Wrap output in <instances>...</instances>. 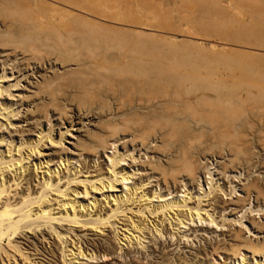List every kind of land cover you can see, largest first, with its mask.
I'll use <instances>...</instances> for the list:
<instances>
[{"label":"bare ground","instance_id":"1","mask_svg":"<svg viewBox=\"0 0 264 264\" xmlns=\"http://www.w3.org/2000/svg\"><path fill=\"white\" fill-rule=\"evenodd\" d=\"M13 1L33 16L0 20V264H111L194 235L214 243L158 264H264V66L230 65L264 61L263 0L220 5L227 30L203 19L208 48L162 50L159 27L94 0ZM39 234L51 251L21 242Z\"/></svg>","mask_w":264,"mask_h":264},{"label":"rangeland","instance_id":"2","mask_svg":"<svg viewBox=\"0 0 264 264\" xmlns=\"http://www.w3.org/2000/svg\"><path fill=\"white\" fill-rule=\"evenodd\" d=\"M12 1V2H11ZM9 0V1H7V2H9L10 4L11 3H13V5L16 3L15 1H13V0ZM90 1V0H89ZM100 0H98V3L96 2V0H94V1H92V3H95V4H99V6H103L101 9H100V11H101V13L102 12H104L102 15L104 16V18L105 19H109L110 17V21L111 22H113L115 19L118 21H115L117 24H122V25H124L123 24V22L125 23V22H127L128 21V23L129 24H131L129 21H131L132 22V20L134 21V22H137L138 20V22H137V24H140L141 23V21L143 22L144 21V23H146L147 25L149 24H151L150 26H152V25H154V26H152V27H154V29H157L156 27H159V28H161L162 30L161 31H163V32H161V31H159V28H158V32H160V33H156L155 35L156 36H153L152 38H154L153 40H152V38H151V42L154 44V43H156L155 44V48H157V50H162L161 49V47L163 48V47H165L166 46V48L165 49H167L168 47H170L171 46V44H170V41L171 40H169L171 37L172 38H176V39H178L177 41H180V40H185V41H187V40H190V41H193V42H196L195 41V37H197L198 36V38L199 39H203V40H206L207 38V32L205 31V27H204V25H202L203 24V19H205V21L207 20H209L208 21V23L209 24H213V25H216L218 28H224L225 30H227L229 27H228V24H229V26H230V23H231V20L232 19H234V18H230V16H229V14H227L226 12H224L223 14L224 15H222V13H221V15L222 16H224V19L222 18V16L220 15V12H223V11H221V10H219L220 8L219 7H221L222 5H228V3H230L232 0H101L102 1V3H101V1L99 2ZM202 1V2H201ZM213 1V2H212ZM214 1L216 2V3H214ZM250 1V3L253 5V2H254V5L253 6H256L258 3H260L261 2V0H249ZM256 1V2H255ZM260 1V2H259ZM2 2H3V4H2ZM4 2H6V0H1L0 1V5H1V8L3 7V5H5V7H6V5H9V3L7 4V2L6 3H4ZM91 2V1H90ZM204 2H205V4H204ZM220 2V3H219ZM264 2V0L262 1V3ZM221 3H223V4H221ZM182 4V5H181ZM194 4V5H193ZM195 4H197V5H195ZM202 4V5H201ZM204 4V5H203ZM207 4V5H206ZM209 4V5H208ZM12 5V6H13ZM106 5V6H105ZM144 5V6H143ZM179 5V6H178ZM186 5H188V6H186ZM214 5V6H213ZM221 5V6H220ZM11 6V5H10ZM9 6V7H10ZM16 6H19V7H16ZM108 6V7H107ZM182 7V9H181V7ZM200 6H204V7H200ZM5 7H3L4 9H5ZM9 7H6L7 9L9 8ZM106 7H107V11L105 10L106 9ZM148 7V8H147ZM189 7H190V9H189ZM216 7V8H215ZM218 7V8H217ZM0 8V20H4V18H5V20H7L6 18H10V20L11 19H13V21L15 20H17V19H24V18H26L27 16L29 17V18H27V19H31L32 18V14L29 12V14H28V12L26 11H24L25 13H23L22 14V12L20 11V13H18L17 11H15V9L16 8H20V9H23L20 5H14V9L12 8V7H10V8H12L14 11H15V13H14V15H15V17H14V15L12 14L13 13V10L11 9V11H10V9H8V10H6V12H7V14H9V15H6V16H9V17H6L5 15H4V13L3 12H5V10L4 11H1L2 9ZM115 8V9H114ZM166 8V9H165ZM206 10H205V9ZM18 9H16V10H18ZM19 9V10H20ZM104 9V11H102ZM165 9V10H164ZM184 9V10H183ZM186 9V10H185ZM203 9H204V11H203ZM209 9V10H208ZM214 9V10H213ZM18 10V11H19ZM105 11H106V13H105ZM116 11V12H115ZM187 11V12H186ZM205 11H208V12H205ZM217 11H218V13H217ZM3 14H2V13ZM5 12V13H6ZM10 12V13H9ZM108 12V13H107ZM111 14H110V13ZM146 12V13H145ZM202 12V13H201ZM204 12L206 13V14H204ZM210 12V13H209ZM19 15H18V14ZM1 14H2V16H1ZM107 14V15H106ZM11 15H13L12 16V18H11ZM20 15H21V17H20ZM24 15V16H23ZM26 15V16H25ZM113 15V16H112ZM202 15V16H201ZM226 15V16H225ZM232 15V14H231ZM105 16H107V17H105ZM14 17V18H13ZM19 17V18H18ZM35 17V16H34ZM33 17V19H35ZM141 17V18H140ZM208 17V18H207ZM225 17H226V19H225ZM232 17V16H231ZM233 17H234V15H233ZM16 18V19H15ZM124 20H123V19ZM140 18V19H139ZM143 18V19H142ZM149 18V19H148ZM37 19V18H36ZM112 19H114V20H112ZM210 19L212 20V21H210ZM213 19L215 20V22L213 21ZM221 19V20H220ZM9 19H8V21H10ZM125 20H127V21H125ZM169 20V21H168ZM199 20H201V21H199ZM12 21V20H11ZM18 21V20H17ZM150 21V22H149ZM216 21L218 22V23H216ZM226 21V22H225ZM230 21V22H229ZM233 21V20H232ZM122 22V23H121ZM201 24H200V23ZM213 22V23H212ZM133 23V22H132ZM143 23V24H144ZM220 23L222 24V25H225V26H221L220 25ZM137 24H135V23H133V25H136V26H139V25H137ZM142 24V23H141ZM140 24V25H141ZM168 24H169V26H168ZM173 24V25H172ZM218 24V25H217ZM226 24H227V26H226ZM125 25H127V24H125ZM160 25V26H159ZM198 25V26H197ZM162 27H164V29L162 28ZM166 27H168V28H166ZM201 27H203V28H201ZM165 28H166V30H168V32H165L166 30H165ZM223 29V30H224ZM182 31V32H181ZM172 32V33H171ZM174 32V33H173ZM177 32V33H176ZM170 33H171V35H170ZM203 33H205V34H203ZM161 34V35H160ZM176 34V35H175ZM184 34H185V36H184ZM187 34H189V35H187ZM195 34H196V36H195ZM198 34V35H197ZM173 35V36H172ZM178 35V36H177ZM193 35L195 36V37H193ZM205 35V36H204ZM162 38H161V37ZM187 36V37H186ZM201 36V37H200ZM205 38H204V37ZM208 36H209V34H208ZM156 37H157V39H156ZM169 37V38H168ZM193 37V38H192ZM203 37V38H202ZM166 38V39H165ZM168 38V39H167ZM195 38V39H194ZM162 41H161V40ZM165 39V40H164ZM255 39L256 38H253L252 40L253 41H255ZM169 41V42H168ZM209 41V40H208ZM161 42V43H160ZM163 42V43H162ZM165 42V43H164ZM205 42V43H204ZM203 43L206 45V47L208 48V45H209V42H207V40L206 41H204ZM166 43H169V44H166ZM158 44H159V46H158ZM166 44V45H165ZM165 45V46H164ZM185 45V46H184ZM157 46V47H156ZM168 46V47H167ZM172 47V46H171ZM170 47V48H171ZM182 47H184V48H182ZM191 48L192 49V47H193V45L190 47L189 45L187 46L186 44H185V42L184 41H182V45L181 44H179L178 46H176V48H178V49H184V51L186 50V48ZM169 49V48H168ZM189 49H187L185 52H189L190 50ZM196 48H194V50H195ZM164 50V49H163ZM194 50L192 49V51H190V52H194ZM236 51L238 50V51H243L241 48H240V46H237L236 47V49H235ZM196 51V50H195ZM252 52V51H251ZM186 54V53H185ZM189 54V53H188ZM188 54H186L185 55V58H186V56H188ZM206 55H208V54H206ZM205 55V56H206ZM236 56V55H235ZM235 56H233V58H235ZM241 55L239 54V56L237 55L236 56V58H238V61H237V59L235 58V64H234V61L230 64L232 67H234V68H236V67H244V68H255L256 66V68H258L259 66L260 67H263L264 66V61L263 60H261V61H257V58H256V60L253 58V56H251V57H249L248 55H243V56H245V57H240ZM207 58V57H206ZM248 58H249V60H248ZM250 58H253V59H251L252 61H250ZM209 59L211 60V61H213L215 64H213L211 61V63H209V65H211V64H213L215 67H218L219 66V64L220 63H218L217 64V62L216 61H214V57L213 56H210L209 55V58H208V62H209ZM239 59H240V61H239ZM206 60V59H205ZM0 61H2V60H0ZM207 61V60H206ZM206 61H203V62H201V64L202 63H205L206 64ZM237 61V62H236ZM242 61V62H241ZM207 62V63H208ZM245 62V63H244ZM241 63H244V64H241ZM1 64V63H0ZM256 64H260V65H256ZM208 65V64H207ZM212 65V66H213ZM223 65V64H222ZM222 65H220L219 67H223ZM238 65V66H237ZM213 66V67H214ZM228 66V65H227ZM3 69V66H1L0 65V71ZM263 69H264V67H263ZM36 71V70H35ZM17 75H18V73H16ZM16 74H14L13 76H11V78L12 77H15L16 76ZM31 75V74H30ZM253 80H251V81H249V82H247V83H250V84H255V83H257V82H252ZM26 82H27V79H26ZM26 82H24V83H21V86H24V84H26ZM256 85H263V84H259V83H257ZM260 112H257L258 114H260V115H262V113H264V109H261V110H259ZM264 115V114H263ZM53 118H55V116L53 117ZM95 121V120H94ZM94 121L93 122H90V124H89V122L88 123H86V126L84 125L83 127H78V126H76L75 124V126H74V128H73V132H72V135H69L67 138L69 139H67V141H69V142H67V144H66V146H68L69 147V149L70 148H72V142L73 141H75L76 139H74L73 137L75 136V138H82L83 137V134L85 133V131L84 130H86V128L85 127H93L92 125L94 124ZM58 122V120L57 119H55L54 120V124H57V126H59L60 125V123H57ZM75 123V122H74ZM27 124H29V121H28V123L26 122L25 124H24V126L25 125H27ZM32 124V126H33V123H31ZM35 125L34 126H37V124L36 123H34ZM45 125V124H44ZM43 125V126H44ZM33 126V127H34ZM48 126L46 125V128H47ZM36 128V127H35ZM38 128V127H37ZM36 128V129H37ZM48 129V128H47ZM35 130V129H34ZM33 130V131H34ZM56 135L58 136L59 135V137H60V130L59 129H56ZM6 133V132H5ZM55 135V136H56ZM73 136V137H72ZM72 137V139L70 140V138ZM71 145V146H70ZM48 153H50V152H48ZM211 160H213V163H218V162H223L222 160H220V159H218V158H214V159H212L211 158ZM225 160H227V159H225ZM103 161H104V159H103ZM253 205V204H252ZM247 210V209H246ZM188 234H191V232H189ZM41 235L39 234V235H36V236H31V239H29V236L28 237H26V238H24V240H21V242L23 241V243L25 244V248L29 251V252H31L32 251V248H34V246H36V245H39L40 247H41V250L43 251V249L44 250H46L47 252L48 251H51V250H47L48 249V247L45 245V243L44 242H42V240H41V237H40ZM214 236V235H213ZM47 237H49L48 235H47ZM91 239H93L94 240V238H91ZM192 239H194V241H190V244H187V242H186V244H184L183 242H181V244L179 243L178 245H179V247H178V245H176V238L174 239V241H172L171 243H170V240L168 239V241L166 242L165 240H163L161 243H160V241H155L156 242V246H154V249L152 248V247H150L148 250H146V251H143V252H138L137 250H136V253H132L131 255H129V256H127L126 254H118V255H113L112 257H111V259H114L113 260V262H111V264H127V263H129V262H137L136 264H158L160 261H159V258L162 256V255H166L167 257L166 258H169V259H175V258H178V257H188L189 259H191V257L192 258H194L195 256H196V254H198L199 252H200V250H201V248L203 249H205L206 247L205 246H208L209 247V244L210 243H214V240L212 239L211 240V242H210V240H208L209 242H207V241H205V240H203V239H201V237L200 238H198V239H196L195 238V235H194V237L192 238ZM84 242V241H83ZM97 244V243H96ZM154 245V243H151L150 244V246L151 245ZM187 245V249H185V246ZM192 246L191 248H189V246ZM31 247V248H30ZM84 249H85V251H87L88 253L89 252H91V251H96L97 249H95L94 247H90L88 244H86V243H84ZM29 248V249H28ZM43 248V249H42ZM47 248V249H46ZM198 251V252H197ZM44 252V251H43ZM98 251H96V253H97ZM99 253V252H98ZM159 261V262H158ZM103 264H105V263H103ZM107 264V263H106ZM108 264H109V262H108Z\"/></svg>","mask_w":264,"mask_h":264}]
</instances>
